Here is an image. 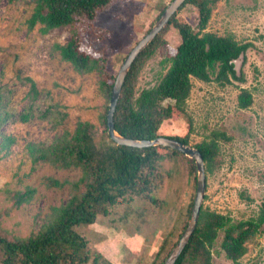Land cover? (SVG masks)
Returning a JSON list of instances; mask_svg holds the SVG:
<instances>
[{
	"label": "rangeland",
	"instance_id": "374dc122",
	"mask_svg": "<svg viewBox=\"0 0 264 264\" xmlns=\"http://www.w3.org/2000/svg\"><path fill=\"white\" fill-rule=\"evenodd\" d=\"M172 0H112L98 15L94 31L79 24L82 50L95 57H106L108 69L116 76L123 63L118 62L144 38L157 22L160 9ZM32 0H0V76L9 92V107L18 113L28 101L32 79L40 100L48 97L49 108L66 116L61 123L41 118L36 112L30 122L7 121L0 126V211H8L2 226L13 236L25 238L39 232L53 213L71 195L72 183L81 178L78 169L61 170L45 163H33L28 146L50 143L64 132H73L79 121H88L102 129L100 116L106 106L97 72L79 74L65 62L58 45H66L72 37L71 28H60L44 35L40 25L29 31L27 19L34 10ZM178 16L196 28L198 11L185 6ZM158 18V19H157ZM207 31L233 35L247 51L235 61L237 78L224 87L216 82L191 79L193 88L186 101L185 112L192 121L190 146L211 139L217 134L219 164L207 175L204 208L230 216L233 222L257 216L264 206V0H218L213 8ZM167 45L145 66L138 88L152 87L165 72L162 61L172 56L181 37L170 29ZM114 82V81H113ZM243 89L253 95L247 109L238 107ZM44 96V98H42ZM39 102V101H38ZM41 110L46 109L39 104ZM179 112L164 124L161 134L184 136L189 132V118ZM224 135L225 137H222ZM3 137L13 141L3 149ZM196 148V147H195ZM164 154V151H162ZM165 169H173L154 196L159 205L141 197L129 196L113 207L107 216H99L92 226L77 228L89 241L93 252L102 254L111 264H148L167 240V246L178 242L189 204L195 199L196 188L186 166L178 170L169 159ZM179 171V173H177ZM50 177L66 185L49 187ZM31 187L36 190L30 203L13 208L9 194ZM189 222V221H188ZM184 233V232H183ZM220 233L212 248L213 264H233L221 248ZM247 254L240 264H264V225L246 244ZM174 248V247H173Z\"/></svg>",
	"mask_w": 264,
	"mask_h": 264
},
{
	"label": "trees",
	"instance_id": "16d2710c",
	"mask_svg": "<svg viewBox=\"0 0 264 264\" xmlns=\"http://www.w3.org/2000/svg\"><path fill=\"white\" fill-rule=\"evenodd\" d=\"M34 10L27 19L28 30L40 25L46 35L52 30L71 28L72 37L66 45H58L62 59L70 63L79 74L97 72L101 76L100 89L106 106L100 116L102 129L88 121H79L73 132H64L50 143H36L28 146L33 163H45L61 170L78 169L81 178L72 183L71 195L61 206L52 208L53 213L35 235L20 238L13 236L2 226L8 211H0V264H111L102 254L90 249L89 241L78 229L92 226L99 216H107L110 210L129 196L141 197L154 206L159 205L154 194L167 178L173 176V169H165L163 162L169 159L178 170L185 166L197 187L195 161L185 154L166 147L133 148L120 146L108 135L107 112L111 99L115 75L108 69L106 57H95L82 50V33L79 24L87 31H94L95 21L101 11L112 0H32ZM218 0H185L180 10L187 5L198 11L196 28L178 16V11L167 27L139 55L133 63L121 92L114 115L116 131L123 137L134 140H154L168 137L190 144L192 121L185 112L193 83L191 79L203 82H216L224 87L237 78L235 61L245 54L249 45L241 44L231 34L221 36L207 31L213 8ZM166 6L160 9L158 18ZM157 18V19H158ZM170 29L178 31L181 43L176 52L162 61L165 72L157 83L139 90L138 80L153 56L167 45L165 38ZM111 62L112 68L120 62ZM28 101L21 112L9 107L8 91L2 86L0 76V126L7 121L28 123L36 112L41 118L55 119L58 123L65 118L61 112L49 108L48 97L39 91L29 79ZM45 95V94H44ZM44 98V96L42 97ZM39 101V102H38ZM39 104L47 107L44 110ZM253 104V95L243 89L238 96V107L247 109ZM189 118V132L184 135L161 134L165 123L174 120L175 112ZM195 145L206 163V172L211 174L219 164V142L216 137ZM225 137L224 135H221ZM10 137H3L2 147L8 149ZM164 151V154L162 153ZM181 166H184L181 168ZM179 171L177 173H179ZM44 183L49 187L62 188L66 184L47 177ZM36 190L28 187L24 191H11L9 199L13 208L19 209L30 203ZM194 200L189 204L186 218L177 238L182 236L191 216ZM264 225V206L256 217L233 222L230 216L222 215L202 207L200 219L191 239L175 264H213L212 248L222 233L221 248L233 264L247 254V242L256 234L262 233ZM164 240L154 260L148 264H164L169 257L174 242L167 246Z\"/></svg>",
	"mask_w": 264,
	"mask_h": 264
},
{
	"label": "water",
	"instance_id": "95a60500",
	"mask_svg": "<svg viewBox=\"0 0 264 264\" xmlns=\"http://www.w3.org/2000/svg\"><path fill=\"white\" fill-rule=\"evenodd\" d=\"M184 3L185 0H172L161 17L153 25L149 33L144 38H142L126 56L116 76V79L114 80L111 99L107 112L108 135L118 145L139 149L166 147L185 154L195 161L197 169V187L191 216L184 233L182 234V236H180L181 238L172 249L169 257L166 259L164 264L176 263V261L188 245L191 239V235H193L196 230L200 219L201 209L203 207V203L205 201V196L207 193L206 163L202 158L201 152L197 148L186 145L175 139H171L168 137H159L154 140H134L121 136L115 129L114 115L118 105V101L121 97V92L125 83L124 80H126L133 63L139 57V55L154 41V39L167 27L172 17L180 10Z\"/></svg>",
	"mask_w": 264,
	"mask_h": 264
}]
</instances>
